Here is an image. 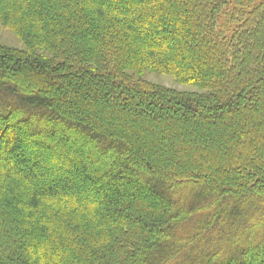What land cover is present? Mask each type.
I'll use <instances>...</instances> for the list:
<instances>
[{"label":"trees","instance_id":"16d2710c","mask_svg":"<svg viewBox=\"0 0 264 264\" xmlns=\"http://www.w3.org/2000/svg\"><path fill=\"white\" fill-rule=\"evenodd\" d=\"M0 26V264H264V0H0Z\"/></svg>","mask_w":264,"mask_h":264},{"label":"rangeland","instance_id":"374dc122","mask_svg":"<svg viewBox=\"0 0 264 264\" xmlns=\"http://www.w3.org/2000/svg\"><path fill=\"white\" fill-rule=\"evenodd\" d=\"M219 27L221 29L220 23H219ZM233 27H234V25L231 26L230 28H233ZM225 33H226V30H225ZM226 35H227V38H229L231 36V32L229 31L228 33H226ZM0 45L12 47V48H17V49H23V46L19 42V40L8 29H6L2 26H0ZM140 78L144 81L149 82V83L159 85V86L164 87V88L172 89V90H175L177 92L189 93V92L196 91L192 87L176 83V81L170 76L162 75L159 73L146 72L143 75H141ZM208 245L209 244H206V243L200 244V245L198 244V245H196L195 250L198 251L197 253H199L200 251H202L201 249L206 248ZM210 248L217 250L215 243H213V245H211ZM212 249H210V250H212ZM192 254L195 255V253H192Z\"/></svg>","mask_w":264,"mask_h":264}]
</instances>
